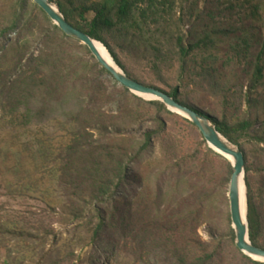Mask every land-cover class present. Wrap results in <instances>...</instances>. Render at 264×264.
<instances>
[{"label": "rangeland", "instance_id": "1", "mask_svg": "<svg viewBox=\"0 0 264 264\" xmlns=\"http://www.w3.org/2000/svg\"><path fill=\"white\" fill-rule=\"evenodd\" d=\"M19 2L0 0V33L8 29L15 14L20 13L16 12ZM256 2L264 4V0H182L176 3L175 15L183 18L181 30L186 36L185 43L190 35L200 37L207 29L214 38L215 47L210 51L214 57L209 59L213 62L210 77L199 70L202 57L195 55L196 59L190 63L194 62L190 76L180 80L179 65L173 64L161 71L159 81L157 72L147 61L150 57H142V49L131 44L129 38L108 34L106 40L121 64L140 83L166 92L178 86L182 97L209 117L231 126L242 122L250 125L241 149L245 157L247 200L249 197L259 215L258 245L264 249V142H259L264 139V79L255 91H250L253 65L264 45V15L260 12L261 19L247 15L249 3ZM32 4L31 0L27 1L20 26L7 33L10 42L0 39L1 78L12 65L14 53L9 48L20 35L29 43L30 53L38 54L43 46V34L50 26ZM92 16L88 14V19ZM30 20L33 22L29 23ZM26 24L30 25L24 26ZM248 31L252 37L249 50L237 56L235 37ZM77 51L80 52L77 57L90 65L85 77L96 80V85L103 82L112 93L111 78L101 73L100 66H94L95 60L84 49ZM80 82L84 84L85 80L80 79ZM78 89L84 96L95 93L94 89L86 92L81 85ZM131 101L128 108H139L143 115L142 124L134 128L138 138L146 128H157L153 121L157 111ZM119 105L115 95L102 109L116 115ZM161 117L165 129L153 139L152 148L144 153L135 168L147 181L143 186L136 183L126 189L134 218L133 234L125 238L120 231L111 232L104 236L102 243L88 245L89 234L79 227L83 221L73 220L67 205L53 210L34 196L10 193L5 187L6 169L13 165V159L6 165L0 159V264H175L186 251L192 258L212 253L215 256L212 264H251L242 257L230 237L229 163L209 148L190 122L174 113H164ZM57 120H62L61 116ZM58 129L53 119L16 132L2 122L0 148L20 151L25 145L30 147L33 142L47 138L55 141L57 148V136L61 135ZM28 153L22 156V166L23 170L32 172L33 163ZM47 169L37 168L39 180L47 175ZM45 183L42 179V184ZM152 206L158 211L160 222L164 224L172 219L170 226L173 227L166 237L153 235L149 230L142 246L139 245V236H143L139 232V220L142 211L147 214Z\"/></svg>", "mask_w": 264, "mask_h": 264}, {"label": "trees", "instance_id": "2", "mask_svg": "<svg viewBox=\"0 0 264 264\" xmlns=\"http://www.w3.org/2000/svg\"><path fill=\"white\" fill-rule=\"evenodd\" d=\"M27 1L20 0L16 10L20 13L15 14L11 26L0 33V39L5 40L7 33L20 26ZM179 1L182 0H54V3L70 25L101 42L125 73L138 82L110 48L106 35L129 38L131 44L141 48L142 57H150L147 61L157 72L159 81L161 71L167 66L173 67V64L179 65L180 80L190 76L194 62L190 63L196 59L195 55L202 57L198 63L199 70L210 77L213 75V62L210 60L214 56L210 51L215 47L214 38L207 29L200 37L190 35L191 38L185 43L186 36L181 30L183 18L175 15V6ZM230 5L233 7L232 3ZM32 6L50 27L43 34V46L38 54L29 52V43L21 35L10 46L14 53L12 65L6 75L0 77V123L16 132L53 119L61 135L57 136V148L54 147L55 141L48 138L37 140L30 147L25 145L24 150L20 151L0 148L2 164L6 165L9 159H13V165L6 169L8 179L5 187L12 194L34 196L53 210L67 205L73 220L83 221L79 227L89 234L88 245L102 243L104 236L111 232L120 231L122 238L128 237L133 234L134 217L131 204L127 202L130 197L126 189L136 183L143 186L147 181L137 174L135 168L141 163L144 153L152 148L153 139L166 127L161 115L171 112L159 101H144L118 86L86 46L67 37L41 9L34 3ZM260 12L264 15V4L249 3L248 18L261 19ZM88 14L93 15L91 19H88ZM27 25L30 24L24 26ZM248 33L235 37L237 56L249 50L252 37ZM80 48L91 55V59L95 60L94 66L101 67V73L111 78L114 83L112 93L103 82L96 85V80L94 82L92 78L85 77V72H90V65L82 57H77ZM80 79L85 80L84 84ZM263 79L264 45L253 65L250 91H255ZM78 85L86 92L94 89L95 93L84 96ZM166 93L181 105L209 118L216 130L242 151L241 144L248 137L250 126L247 122L231 126L209 117L183 98L178 86ZM115 95L120 105L117 114L113 115L102 107ZM130 100L137 106L143 104L156 109L157 115L153 121L157 123V128H146L138 138L134 135V128L142 124L143 115L139 113V108H128ZM60 116L62 120H57ZM259 142H264V139ZM24 152H29L32 172L23 170ZM38 167L49 168L47 175L42 176L45 184L36 176ZM228 172L231 177L229 164ZM247 204L249 240L259 247L260 218L249 197ZM157 212L153 206L147 209V214L145 210L142 211L139 232L143 236H139V245L146 243L149 230L156 236L170 235L172 219L163 224ZM230 237L235 240L232 229ZM240 254L251 264H262ZM189 255L186 251L175 264H212L215 257L212 253H203L195 258Z\"/></svg>", "mask_w": 264, "mask_h": 264}, {"label": "water", "instance_id": "3", "mask_svg": "<svg viewBox=\"0 0 264 264\" xmlns=\"http://www.w3.org/2000/svg\"><path fill=\"white\" fill-rule=\"evenodd\" d=\"M41 9L63 34L79 42L88 48L96 62L105 69L117 84L132 94L146 100L159 101L163 103L167 110L184 118L194 125L202 135L208 146L214 148L220 154L230 157L232 162V174L229 180L228 199L230 206L231 228L235 235L236 248L246 257L255 262L264 264V249L252 244L248 235V204L245 198L244 214L241 211V190L245 191V157L243 152L235 145L226 140L217 130L213 122L206 116L178 103L166 92L144 85L130 76L115 62L110 53L108 61L96 47L100 44L104 49L107 48L99 41L94 40L87 34L70 25L56 4L50 0H31ZM109 52V51H108ZM150 97V98H145ZM221 156V155H220Z\"/></svg>", "mask_w": 264, "mask_h": 264}, {"label": "bare ground", "instance_id": "4", "mask_svg": "<svg viewBox=\"0 0 264 264\" xmlns=\"http://www.w3.org/2000/svg\"><path fill=\"white\" fill-rule=\"evenodd\" d=\"M96 47L98 48V50H99V52L108 60V61H111L110 60V58H109V56H108V51H106V49H104L100 44H97L96 43ZM145 98H150V97H145ZM209 148L211 149V150H213L215 153H217V154H219V155H221L225 160H227V162L229 163V164H231V162H232V160H231V158L230 157H226V156H224V155H222V154H220L218 151H216L214 148H212V147H210L209 146ZM244 196H245V198H246V200H247V188H245V191H243V189L241 190V211H242V214H244V209H245V198H244ZM248 201V200H247Z\"/></svg>", "mask_w": 264, "mask_h": 264}]
</instances>
